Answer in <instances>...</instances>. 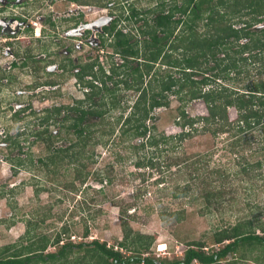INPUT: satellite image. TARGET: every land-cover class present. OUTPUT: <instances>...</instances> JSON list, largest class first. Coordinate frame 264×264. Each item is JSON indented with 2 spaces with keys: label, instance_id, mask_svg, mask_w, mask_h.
I'll use <instances>...</instances> for the list:
<instances>
[{
  "label": "trees",
  "instance_id": "trees-1",
  "mask_svg": "<svg viewBox=\"0 0 264 264\" xmlns=\"http://www.w3.org/2000/svg\"><path fill=\"white\" fill-rule=\"evenodd\" d=\"M144 23L142 42H131L132 36L120 31L114 33L116 24L105 28L112 40L103 37L102 48L110 47L112 53L105 54V61L97 56L92 62L77 65L79 71L74 75L81 98L46 109L40 117L32 113L39 128L31 132L34 141L27 151L9 138V152L18 150L20 156L9 153L5 161L14 176L30 174L36 196L42 192L77 195L81 188H90L89 179L100 184L93 193L102 198L93 197L80 209L89 211L88 218H81L84 238L89 234L86 221L101 213L100 208L91 209L90 205L105 200L104 184L113 182L112 167L95 168L92 173L89 168L97 163V145H108L117 133L122 140H142L130 154L137 168H155L164 174L173 167L175 171L169 175L184 177L183 183L173 188L172 199H202L206 210L223 202L219 203L225 195L219 184L227 180L228 172L209 167L213 152L202 159L177 155L167 160L165 153L176 149V143L198 132L213 138L225 135L224 148L237 159L235 165H246L236 172L242 181H249L252 172L262 168V162L250 164L245 155L257 137L264 150V27H257L264 23V0H173L167 16L158 15ZM199 27L204 30L202 35L197 33ZM116 55L122 60L120 65L114 62ZM63 71L68 74L72 69L65 66ZM55 83L57 80L47 85ZM46 94L58 95L57 91ZM170 96H176L180 104L177 126L181 132L171 137L155 135L153 125H149L152 112L167 108ZM197 100L203 102L206 114L189 117L185 106ZM51 124L57 128L55 134L48 127ZM38 144L43 154L36 156L30 149ZM144 148L151 151L140 155ZM137 175L145 179V173ZM165 177L157 179V184L164 183ZM16 188L19 186L6 191L0 186V199L13 198ZM139 198L138 192L134 199ZM116 206L122 231L118 244L125 253L98 240L72 242L66 223L52 237L38 234L39 226L53 217V205H48L41 207L37 220H25L24 232L15 243L0 247V264H264L261 213L242 215L235 224L214 229L210 244L188 241L181 258L161 260L150 255L155 237L134 231L128 222L133 218L128 212L134 202ZM166 214L165 209L159 211L162 220ZM170 215L177 222L184 218L183 211ZM15 222L13 217L0 220L7 227ZM51 247L53 251H48Z\"/></svg>",
  "mask_w": 264,
  "mask_h": 264
},
{
  "label": "rangeland",
  "instance_id": "rangeland-1",
  "mask_svg": "<svg viewBox=\"0 0 264 264\" xmlns=\"http://www.w3.org/2000/svg\"><path fill=\"white\" fill-rule=\"evenodd\" d=\"M91 2L95 1H78L79 4L89 6L93 5ZM96 2L99 4H94L96 8H93L89 12L87 9L81 10L79 8L78 10V12L83 15V23H95L90 29V33L92 34L98 31L99 26H97V24H101L102 22L100 19L108 17L106 8H102L104 6V1L98 0ZM146 3L147 1L144 4ZM75 9L76 7L70 6L68 2H64V4H54L50 8H48V6L45 8L36 1L33 2L30 7L32 14L27 17L30 30L33 31L32 38H35L36 30L41 31V35H43V33H49L50 27L47 25V15L53 18V22L56 25V32L58 31L60 35L64 34L63 36H65V34L67 36H72L71 34L73 32L70 33V30H68L72 23L63 22L61 19H68L67 15L75 14ZM112 14H114V12ZM41 16H43V18ZM45 17L46 19H44ZM257 26L264 27V23ZM203 31V28L199 27L197 31L198 35H202ZM252 31L255 32L256 29ZM255 33L258 32L256 31ZM23 39L25 38L21 40ZM60 41L61 43L58 46H54L53 49L50 50L52 57H47L46 60L54 62L56 60L57 62V60L60 61L64 59L63 55H67V48H72V52H70L69 55L71 58H87V55L91 51H94L96 55L97 49L77 42L80 41L79 38L76 40L60 38ZM31 43L30 45L27 44L28 46L23 43V45H21L23 47L20 46V48H17L16 53L20 54V57L24 56V52L32 47L33 55H40L36 50L38 45H35V43L33 44V40H31ZM47 44L48 42L45 43V45ZM77 44H80L82 48L79 49ZM17 61L19 60L17 59ZM7 62L8 60H6V63ZM46 62L48 61H44L42 64L38 65L33 64V67H37L40 73L35 72L31 74L27 68L18 67L11 74L12 79H10V85H8L7 88L1 87L0 130L7 126L10 128L12 135H17L19 131L22 130L23 123L26 124L27 121H31L30 117H25V120L21 121L19 124L11 125L9 123L10 112L8 108L15 106V104H27L28 102L31 104L30 107L39 111L48 105H52L54 100L56 103L62 104L68 103L74 98H81V92L77 88L74 78L70 77H63L58 80L57 83H59L60 87H57L60 89L57 91L58 95L53 96V94H51L50 97L49 95L44 97L43 91H45V89L38 84L48 77L47 75L44 76L42 73V68L45 66ZM53 69H56V65L53 66ZM53 69H50V71L52 72ZM54 71L55 70H53V72ZM57 73L61 72L57 71ZM39 76H41V78H39L40 81L38 80ZM179 105L176 96H170L169 106L167 108H157L152 112L153 118L149 125H153L155 135L171 137L181 132L177 126V120H179L177 108ZM184 111H186L189 117H197L206 114L205 106L201 100L189 102L186 104ZM229 113L231 117L234 116V111L232 109L229 110ZM55 129L56 127H53L52 130L54 131ZM224 138L225 135L213 138L209 133L198 132L192 137L180 143H176V149L165 153L167 156H164L167 160L169 157H176L177 155H195L194 158L198 157L202 159L205 155L213 152L209 167L224 168L227 170L229 177L219 184V188L225 193L219 203L221 201L223 202L211 206L208 210H206L202 199L188 200V198H180L174 200L170 197L175 185L182 184L185 180L181 174H179L180 176H178V178H175L177 177L175 174L169 175L170 172L173 173V171H175V168L172 167L168 172L161 174V172L155 168H137L134 165L135 159H132L130 156V154H132L131 151H134L132 147L139 145L142 140H122L117 133L111 137L108 145H97L96 155H99V157L96 158V165L89 168V171L92 173L95 168L101 170L106 166H109L110 169L108 170H111L112 167L110 176L113 178V182L106 185L104 184L102 195L105 196V200L99 204L90 205L91 209L100 208L101 213L95 219H88L86 221V226L89 230L87 238L83 236L85 226L81 218L85 215L88 218L89 211L86 210L84 212L80 209L85 208L84 204L93 197L95 198L99 195L97 198L99 200L102 198L101 194L95 195L93 193V189L101 188L100 184L93 179H89L88 185L90 188L85 190L87 192L83 191L81 188L82 193H78L77 195H64L60 192H55L53 194L42 192L36 196L34 188L30 184V174L22 172L14 176L10 169V165L3 159L7 151L1 147L0 186H4V190L6 191L15 186H19V188H16L13 198L8 199L5 197L0 199V220H7L13 217L16 221L15 224L10 227H7V224H0V247L15 243L24 232L25 220H37L39 215L42 214L41 207L48 205H53V217L39 226L37 230L38 234L52 237L60 227L66 223L70 231V240L72 242L79 243L82 241L90 242L92 240H98L101 243H106L110 247L118 248L125 253V250L120 249L118 244L122 241V231L119 209L116 204L134 202V207L128 212V215H132L133 218H129L128 222L134 231L155 237V243L151 248L150 255L161 260L181 258L185 249V244L188 241L203 240L206 241L207 244L212 243L210 234L214 229H221L225 226L233 225L236 223L237 218L242 215L247 214L253 216L261 213L259 217L264 221V150L260 149L261 145L258 144L259 138L257 137L253 140L251 152L245 155L247 162L250 164H254L258 161L262 162V168L255 169L249 181L246 179L242 181L243 178L240 173L236 175V172L246 165H243V163L238 166L235 165L237 159L225 150L224 146L227 142H224ZM31 141L32 138H28V142L30 143ZM61 144L62 143L58 142V145ZM21 145L24 146V151H26L27 142ZM42 150L41 144L32 146L30 149L36 156L42 155ZM146 151L150 152L151 149L144 148L141 149L139 153L143 155ZM115 153H119L120 155L116 156ZM11 155L17 156L18 153L13 152ZM201 164L203 165L202 162ZM138 173H145V179L138 176ZM34 174L39 175L37 172H34ZM163 175L167 176L165 177V182L157 184V179L161 178ZM40 182L43 186V180ZM138 192L140 198L135 201L134 198ZM12 207L15 208L13 209ZM164 209L167 211V214L165 220H162L159 217V211ZM173 211L184 212V218L181 222L175 221L170 215V212ZM48 251H53V248H49Z\"/></svg>",
  "mask_w": 264,
  "mask_h": 264
},
{
  "label": "flooded vegetation",
  "instance_id": "flooded-vegetation-1",
  "mask_svg": "<svg viewBox=\"0 0 264 264\" xmlns=\"http://www.w3.org/2000/svg\"><path fill=\"white\" fill-rule=\"evenodd\" d=\"M35 1L38 2L41 6H44L45 8L47 6L48 8H50L54 4H58V3L64 4V2H68L70 6H75L76 7L75 14L73 15L68 14L67 15L68 19L66 18L61 19V21L63 22L66 21L72 23V25L69 26L68 29L70 30L69 31L70 33L73 32L71 34L72 36L69 35L67 36L66 34L65 36H63L64 34L60 35L58 31L56 32V25L53 22V18H50L49 17L50 15H47L48 19L46 21H47V25L50 27L49 33H43V35H41L40 34L41 31L36 30L35 38L33 39L32 38L33 31L30 30V27L28 25L29 23L27 22L28 19L27 17H29L32 14L30 7ZM78 1L79 0H0V92H1V87L7 88L8 85H10V79H12L11 74L18 67L27 68V70H29V73L31 74H34L35 72L40 73L37 67L36 68L35 66L33 67V64L35 65L42 64L44 61H48V62H46L45 66L42 68V73L44 76L47 75L48 77L44 81H41L40 84H38L40 85V87L45 89L44 92L58 91V89L60 88L59 83H55L56 86H50L47 85V83L49 81H56V80L58 82V80L63 77L74 78L75 84L77 85V81H76L77 79L75 78L74 75L79 71L77 65L84 64L87 62H92L97 56L100 58V60L105 61L107 60V55L105 54L112 53V49L110 47H106L105 50L102 48L103 37L104 38L107 37L109 41L112 40V37L108 36L109 35L108 31H106L105 28H109L113 24H116V28L113 31L114 33L115 31L116 32L120 31L123 34L132 36L133 39L131 40V42H135L136 40L138 42H142L144 37L142 34L140 35V30L144 28L145 26L144 22L146 20L152 22L153 20H155V18L158 15L163 14L164 16H167L170 13L171 9H173V0H102L104 1V6L102 8H106V11L108 12V17L100 19V21L102 22L101 24H97V26H99L98 31H95L92 34L90 33L91 32L90 29L95 25V23L93 24L83 23L82 22L83 15L80 14L78 10L79 8L81 10L87 9V11L89 12L93 8H96L95 5L99 4L98 2H96L98 0H94L95 2H91L93 4L92 6L79 4ZM146 1L147 3L144 4ZM113 12L114 14H112ZM136 13L138 14L136 15ZM41 17L43 18V16ZM44 19H46V17ZM158 35L162 36L160 32H158ZM59 36H63V37H59ZM22 38L25 39L21 40ZM60 38H70V40L72 39L76 40L79 38L80 41L77 42H80L81 44L83 43L85 46L91 47L93 49L96 48L97 49L96 55L94 51H91L87 55L89 58L88 57L84 59L79 57L71 58L69 55L70 52H72V48L70 49L67 48L66 49L67 55H63L64 59H61L60 61L57 60V62L56 60L55 62L46 60L47 57L48 58L52 57L51 55L52 53L50 50H52L54 46H58L61 43ZM31 40H33V44L35 43V45H38L36 50L37 53H39L40 55L34 56L33 49L31 47V49L28 48L24 52V56L20 57L19 56L20 54L16 53L17 48H20V46L23 45V43L26 45L32 44ZM46 42H48L47 45H45ZM78 48L81 49L82 46L79 44ZM56 54L55 57L57 58ZM17 59L20 62L17 61ZM6 60H8L7 63ZM114 62L117 65H120L122 63V60L116 55L114 56ZM54 65H56V69H53ZM65 66L67 68L72 69V71L66 74V72L63 71ZM50 69H53L55 71L53 72L52 70L51 72ZM57 71L61 73H57ZM41 76L38 77L39 81H40L39 78H41ZM89 79H90L89 77H86V80ZM47 96L48 95L46 96L44 95V97ZM62 104H66V103H62ZM55 105L60 106L61 104L56 103L54 100L52 105H48L47 107H44V109L39 111L37 109H33L32 107H30L31 104L28 102L27 104H15V106L9 107L8 108L10 112L9 123L11 125L19 124L21 121L25 120L24 119L25 117H30L31 121H27L26 124L23 123L22 130L19 131L17 135H12L9 127L7 126L3 127L0 130V150L1 147L4 148V150L7 151L6 155H9L10 153L11 157H16L14 155L13 156L11 155V153L13 152H16L18 153V155H20L18 150L9 152L10 151L9 138H11V140L15 142L17 141L19 143V147H22V151L25 152L24 146L21 144L22 143L25 144L27 142V146H28L29 144L28 138H32L31 142H33L34 137L31 135V132L39 128V126L37 125L38 123H36V117H33L32 113L33 112L37 113L38 114L37 117H39L41 114L43 115L44 113L43 111H45L46 109H50ZM0 109H1V99H0ZM48 127L51 133L55 134L57 132V128L54 131L52 130L53 127L56 126H53L51 124ZM26 139L27 141H25ZM26 148L28 150V147ZM3 159H5V157H3Z\"/></svg>",
  "mask_w": 264,
  "mask_h": 264
}]
</instances>
